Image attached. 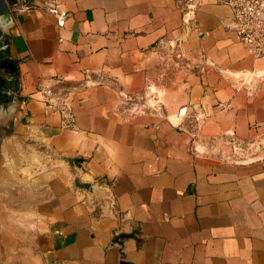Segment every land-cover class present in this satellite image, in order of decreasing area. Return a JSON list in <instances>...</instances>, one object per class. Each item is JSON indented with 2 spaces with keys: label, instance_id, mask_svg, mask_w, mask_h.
Listing matches in <instances>:
<instances>
[{
  "label": "crops",
  "instance_id": "1",
  "mask_svg": "<svg viewBox=\"0 0 264 264\" xmlns=\"http://www.w3.org/2000/svg\"><path fill=\"white\" fill-rule=\"evenodd\" d=\"M12 1L0 264H264V55L232 9Z\"/></svg>",
  "mask_w": 264,
  "mask_h": 264
},
{
  "label": "built area",
  "instance_id": "2",
  "mask_svg": "<svg viewBox=\"0 0 264 264\" xmlns=\"http://www.w3.org/2000/svg\"><path fill=\"white\" fill-rule=\"evenodd\" d=\"M228 5L233 12L227 27L233 30L240 40L256 56L264 55V0H219ZM45 93L53 103L57 92L48 86ZM241 151V145L235 147Z\"/></svg>",
  "mask_w": 264,
  "mask_h": 264
},
{
  "label": "water",
  "instance_id": "3",
  "mask_svg": "<svg viewBox=\"0 0 264 264\" xmlns=\"http://www.w3.org/2000/svg\"><path fill=\"white\" fill-rule=\"evenodd\" d=\"M13 22V15L6 0H0V115L10 117L17 105L20 91V77L11 56L2 57L1 51L8 48V27ZM91 193L98 195V199L108 196L99 188L98 184L91 187Z\"/></svg>",
  "mask_w": 264,
  "mask_h": 264
},
{
  "label": "rangeland",
  "instance_id": "4",
  "mask_svg": "<svg viewBox=\"0 0 264 264\" xmlns=\"http://www.w3.org/2000/svg\"><path fill=\"white\" fill-rule=\"evenodd\" d=\"M6 1H7V3H8L9 6H11V7L13 6V1L12 0H6ZM1 54L4 55L5 53L3 51H1ZM241 147H242V150L241 151L236 150V148L233 147V149L231 150L230 153L231 154L234 153V152L235 153L233 154V157H231V158H233V159H238V157L239 158H242L243 156H248V154H252L254 152L253 151L254 149L247 148V147H245V145H241Z\"/></svg>",
  "mask_w": 264,
  "mask_h": 264
},
{
  "label": "flooded vegetation",
  "instance_id": "5",
  "mask_svg": "<svg viewBox=\"0 0 264 264\" xmlns=\"http://www.w3.org/2000/svg\"><path fill=\"white\" fill-rule=\"evenodd\" d=\"M3 56H5V54H4ZM3 56H2V57H3ZM3 58H4V57H3Z\"/></svg>",
  "mask_w": 264,
  "mask_h": 264
}]
</instances>
